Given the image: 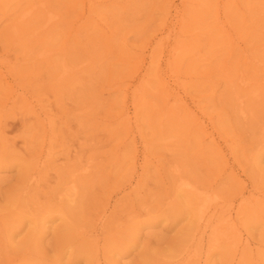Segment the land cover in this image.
<instances>
[{"label": "rangeland", "instance_id": "374dc122", "mask_svg": "<svg viewBox=\"0 0 264 264\" xmlns=\"http://www.w3.org/2000/svg\"><path fill=\"white\" fill-rule=\"evenodd\" d=\"M0 69V264H264V0H0Z\"/></svg>", "mask_w": 264, "mask_h": 264}, {"label": "bare ground", "instance_id": "6f19581e", "mask_svg": "<svg viewBox=\"0 0 264 264\" xmlns=\"http://www.w3.org/2000/svg\"><path fill=\"white\" fill-rule=\"evenodd\" d=\"M35 14H36L35 8H34V7H31V8H29V9L25 10V11L22 13L21 17H22L23 19L25 18V19L27 20L28 18H31V17H32L33 15H35ZM35 16H36V15H35ZM35 16H34V17H35ZM46 17H47V18H46V20L44 21V23L47 25V24H51L52 22H54V21L57 19L58 14L55 13V12H53L52 10H48V11H47V15H46ZM88 18H89V15H86V13H85V15H83V16L78 20V22L83 23V20H84V19H85V20H88ZM85 20H84V21H85ZM219 23L222 24V25H220L221 29H222V30H226L225 28H227V25H226L225 21L222 20V21H220ZM41 27H42V25H41ZM14 29H15V32H16L19 36L22 35V34H21V33H22V30H21V29H19L18 27H17V28H14ZM180 33H181V32H179V31H178V33H177V32L175 33V36H174V39H175V40H174V42H176V45H175V47L173 48V50L177 48V43H178V41L180 40V39H179V36H181ZM35 34H36V33H35ZM35 34L31 35L30 37L34 38V36H36ZM28 40H29V39H28ZM37 54H38L39 57L42 56V57L44 58V57L50 56V54H52V51H51V50H48V49H41V50L38 51ZM63 67H64V69H63V73H62V75H64V74L70 72V68H71V66H69V65L66 64V63H64V64H63ZM3 75H4V72L2 71V69H0V78L3 77ZM143 76H145V75H143ZM245 80H246V79H242L241 81H242L243 83H245ZM16 91H17V90H16ZM142 91H143V86H136V87L132 90L133 99H134L135 101H136V99L140 96L139 94H140ZM260 94H261V93H259L257 89H255V90L253 91V97H254V98H258V97L260 96ZM16 95H17V92L14 91V93H13L11 99L14 98ZM244 96H245V95H242L241 97L239 96V97H238V100H239L238 102H239V104H240V110H241V112H242V115L246 116L247 113H248V109L246 108V99H245V100L243 99ZM173 103H174V104H171L170 106H182V107H184V104L182 103L180 97H175ZM39 105H40L39 103L36 104V106H39ZM37 111H38L37 113H38L39 116H41V115H43V114L47 115V113H46V112H43L41 108L38 109ZM52 118H53L52 116L48 115V118H47V119H48V123H49V125H52V124H51V123H52ZM128 119H129V121H130V120H131V117H128ZM87 170H88V168H84V171H83L82 173H84V175H86ZM30 179L32 180V185H34V184H36V183H39V180H40L39 177H38V174H34V175H32V176L30 177ZM73 188L75 189L76 186H73ZM176 189H177L179 192H180V191H190V192L194 193V194L196 195V197H197V200H198L199 204H200V205H199V209H198V210H200V211L204 210V208L207 207V206L210 207V205L213 204V203L216 201V198H215V197L211 196L208 192L200 191V190L196 187L195 184H193L188 178H185V177H180V178L178 179V181H177V183H176ZM74 192L76 193V190H75ZM253 195H254V193H252V194L249 195L248 197H243V198L241 199V200L243 201L242 203H246V205H247L248 203L251 204L253 201H255V202H264V194H257L256 197H253ZM72 196H73V194H72V195H69V199H70V200L72 199ZM106 212H107V211L104 212V215H103L102 219L105 217ZM64 215H65V217H66L67 213L64 212ZM231 216H232V213L230 212V213H229V217H228V221H227L228 223H229V221L231 220ZM49 219H52V217L49 218ZM102 219H101V220H102ZM101 220H100V222H101ZM222 235H225L226 237H228V239L230 240V243L232 244V246H233V248H234V253H235V252L238 250V242H239V236H238V234H237V227H227L226 231L223 232ZM9 241L12 242V236H11V235L9 236ZM96 241H97V240H96ZM245 245H246V246L249 245L248 241H246ZM93 246H95V245L93 244ZM198 254H199V253H197V252L194 253V254H192V252H187V254L183 256V258H181L180 260H177V261L173 262L172 264H180V263H183V262L188 261V260L191 259V258L194 259V257L198 256Z\"/></svg>", "mask_w": 264, "mask_h": 264}]
</instances>
